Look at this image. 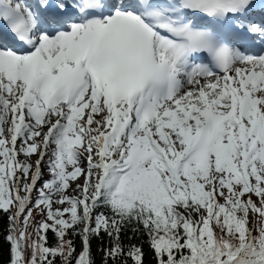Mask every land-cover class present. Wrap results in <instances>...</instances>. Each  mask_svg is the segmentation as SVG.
Wrapping results in <instances>:
<instances>
[{"label":"snow or ice","instance_id":"1","mask_svg":"<svg viewBox=\"0 0 264 264\" xmlns=\"http://www.w3.org/2000/svg\"><path fill=\"white\" fill-rule=\"evenodd\" d=\"M264 264V0H0V264Z\"/></svg>","mask_w":264,"mask_h":264},{"label":"trees","instance_id":"2","mask_svg":"<svg viewBox=\"0 0 264 264\" xmlns=\"http://www.w3.org/2000/svg\"><path fill=\"white\" fill-rule=\"evenodd\" d=\"M150 258H146V264H147V261L149 260Z\"/></svg>","mask_w":264,"mask_h":264}]
</instances>
